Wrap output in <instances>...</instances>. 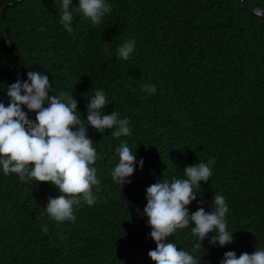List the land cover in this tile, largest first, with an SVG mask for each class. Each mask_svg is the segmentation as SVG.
<instances>
[{"label": "trees", "instance_id": "trees-1", "mask_svg": "<svg viewBox=\"0 0 264 264\" xmlns=\"http://www.w3.org/2000/svg\"><path fill=\"white\" fill-rule=\"evenodd\" d=\"M106 2L112 11L96 26L73 0L69 33L60 23L62 0H0V102L9 104L8 86L26 81L30 71L49 77L50 95H73L97 150L100 180L95 203L81 201L75 221L60 223L46 211L49 198L61 195L57 186L21 182L0 165V264H156L143 214L147 187L186 178L187 166L210 160L212 175L194 189L197 199L188 207L211 212L213 196L223 195L233 242L212 245L209 237L193 252L191 226L168 242L201 257V264H221L227 251L264 249V16L238 0ZM245 2L264 10V0ZM129 40L135 49L124 60L117 49ZM97 90L110 102L102 113L127 118L131 136L87 125ZM23 109L35 120V112ZM122 141L137 159L123 186L112 179Z\"/></svg>", "mask_w": 264, "mask_h": 264}, {"label": "clouds", "instance_id": "clouds-1", "mask_svg": "<svg viewBox=\"0 0 264 264\" xmlns=\"http://www.w3.org/2000/svg\"><path fill=\"white\" fill-rule=\"evenodd\" d=\"M72 2L62 0L60 19L69 33L73 31ZM76 10L98 26L102 18L112 11V6L106 0H79ZM134 49L135 41L129 40L117 52L127 60ZM27 75L26 81L17 80L8 86L9 104L5 106L0 102V165L4 174L15 173L21 182L34 179L57 186L61 195L49 198L46 206L49 218L60 223L75 221L74 206H82L81 201L91 206L96 200L93 186L97 190L100 186L97 169L93 166L98 158L97 150L87 135V127L77 114L78 101L74 96L63 91L50 95L53 85L49 77L40 71H30ZM144 90L154 94L156 88L145 85ZM89 99L87 125L101 133L114 129L111 134L116 138L132 135L127 118L121 119L116 111L102 113L101 110L110 103L102 90H97ZM23 106L29 112L36 113L35 120L29 118ZM116 152L119 162L112 171V179L123 186L131 183L129 177L136 171L137 159L127 142L122 141ZM214 163V160L198 162L184 169L186 178H173L170 183L165 180L147 187V204L143 214L148 218L150 236L156 243V248L150 250L148 255L156 264H201V257L168 242L177 230L190 226L195 238L193 252H198L202 242L209 237L212 245L227 246L233 242V233L228 231L226 219L229 207L223 195L213 196L211 212L201 206L190 213L188 207L197 199L194 189L201 188V181H209ZM139 164L142 169L144 160L141 159ZM44 232H47L46 226ZM212 233L215 234L210 235ZM221 264H264V249L256 248L251 254L244 252L239 256L235 251H227Z\"/></svg>", "mask_w": 264, "mask_h": 264}, {"label": "water", "instance_id": "water-1", "mask_svg": "<svg viewBox=\"0 0 264 264\" xmlns=\"http://www.w3.org/2000/svg\"><path fill=\"white\" fill-rule=\"evenodd\" d=\"M240 5L245 8V9H249L253 14L257 15V16H264V10H253V9H250L249 6L246 4L245 0H238ZM2 14L3 16H5V7L2 9ZM11 50H12V47L11 45H9ZM17 59H19V57L17 56Z\"/></svg>", "mask_w": 264, "mask_h": 264}]
</instances>
